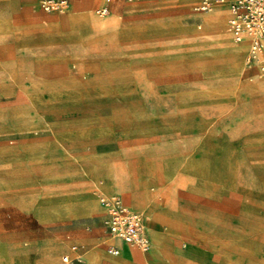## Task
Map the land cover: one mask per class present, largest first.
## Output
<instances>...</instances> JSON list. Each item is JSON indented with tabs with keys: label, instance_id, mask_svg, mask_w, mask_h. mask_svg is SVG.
<instances>
[{
	"label": "rangeland",
	"instance_id": "rangeland-1",
	"mask_svg": "<svg viewBox=\"0 0 264 264\" xmlns=\"http://www.w3.org/2000/svg\"><path fill=\"white\" fill-rule=\"evenodd\" d=\"M13 1L28 11L26 0H0V264H16L35 239L63 241L59 263L70 243L87 251L84 261L94 250L109 255L106 244L119 241L106 237L100 197L112 195L143 215L151 237L156 260L125 245L132 264H192L191 252L205 264H264V70L246 65L247 50L218 44L225 22L204 29L199 17L213 9L116 0L114 32L71 20L74 37L48 38L59 31L52 18L88 10L107 18L102 1L67 0L65 13L40 11V37L31 33L27 51L12 52ZM59 61L69 68L62 77L39 73ZM87 164L144 183L151 206L128 203L106 178H90ZM74 199L79 207L67 215ZM218 244L229 253L218 255Z\"/></svg>",
	"mask_w": 264,
	"mask_h": 264
},
{
	"label": "crops",
	"instance_id": "crops-1",
	"mask_svg": "<svg viewBox=\"0 0 264 264\" xmlns=\"http://www.w3.org/2000/svg\"><path fill=\"white\" fill-rule=\"evenodd\" d=\"M29 1L30 0H26V7H27L29 12L26 9H24V8L23 9L19 8L17 1H13L8 7H6V12H7V14L9 13V18L11 19V25H12V29H11V33L10 34L12 35V39H14V41H17V42H12V44L8 45L10 47V51H12V52H15L17 50H19V51H27V48L25 47L24 41L31 36V33H33V35H36L37 37H40V33H39V27L40 26H38V19H39L38 13L40 11H42V10L33 11L29 7V4H28ZM101 1L104 3V0H101ZM103 3H102V5H103ZM80 4L89 5L88 3H86V0H80ZM119 6H120L119 2L116 3V0H113V6H112V10H111V11H113V15H116L115 8H117ZM110 7H111V3L109 4V8ZM109 14H110V11H109ZM109 14L107 16H104V17H108ZM72 17L75 18V19L76 18L82 19L83 15L74 13L73 15H71V16L68 15V16H66V17H64L62 19H60V18H52L51 21L53 22V25L58 26L59 31L58 32H54V31L51 32L50 31V33H49V35L47 37L50 38L53 35L54 36L56 35L58 38H60V37L62 38L63 36H66L68 38H72V36L74 37V35H76V33L73 31V28H72L71 23H70L71 20H72ZM227 17H228V14H227ZM76 21H74V22H76ZM64 22H65L66 25H68L69 28H68V31L66 33L62 34L61 33L62 32L61 25ZM78 22H81V21L78 20ZM83 23H84L85 27L88 26V23H85V22H83ZM172 24H174V22H172ZM225 25H226V29L225 30H226V33H227L228 31H227L226 20H225ZM217 38H218V44L221 45V41L220 40H222V35L218 34ZM249 45H250V39L248 40V45H247L248 48H249ZM247 53H248V50H247L246 54ZM253 67H257V65H254ZM68 69L69 68H68L67 64L65 62H63V61H59L57 63H51V64H48V65L40 66L38 68V70H40L39 73L41 75H45V76L52 75V76H56V77H62L63 74ZM106 166L104 164H102V165H96V164L95 165H90V164H87V166H86V174L90 178L94 177V175L95 176H100L101 175V177L106 178L108 180V183L110 184V188L112 189V184H113L112 168L109 167L107 169ZM140 183L144 187L147 188L146 189V197L147 198L148 197H152L153 198L151 191L148 190V187L145 186L144 183H142V182H140ZM123 194H124L125 197H127L126 196L127 193H123ZM139 194H140V192L138 193V192L134 191V197L135 198ZM127 201H128V199H127ZM128 203H129V201H128ZM125 204L129 208H131L130 204L129 205L127 203H125ZM154 204L157 207H163L162 205L159 204V200L155 201ZM94 206H95L96 209L99 210V206L97 205V203H94ZM37 207H44V206L43 205H38ZM66 207H69L67 215H70V212H71V214H73L74 211H75V207H79V206L76 204V200L74 199L73 203L68 205V206H66ZM173 207H176V205L173 206ZM132 210H135V209H132ZM173 210L170 212V214L173 215L174 217H177L176 214H175L176 212H174ZM135 211H137V210H135ZM38 215L41 218H43L42 217L43 215L41 213H39ZM103 215H104V210H103ZM155 223H159V222L155 221V222H153L151 224L152 228L155 231H157V232H165V231H161V230L155 229L154 226H153ZM105 229H106V227H105ZM163 229H165V228H163ZM106 231H107V229H106ZM146 232H147L148 238L150 240V245H151L152 241H151V237H150V234H149V231H148L147 228H146ZM106 237L109 238V239H112L114 241H119L118 244H115V243L106 244L105 251L109 255H106V254L102 253L100 250H94V251L89 252L87 254L86 260L84 261L82 257L87 251L86 252L82 251L79 248V245L76 244V243H70L68 245V250L65 253L61 254L60 263L57 261V254L59 253V251L63 250V248H64L63 247V244H64L63 241L53 240V241L46 242V241H43L42 239H35L37 241H33L32 242L33 243V247H31L33 249V251L31 249L22 248V249H20V251H18L16 253V258H15L16 264H75V263H77V262H73V261L72 262H66V263L62 262V256L65 255V254L69 255L70 257H73L76 254H80L81 255V260H82V262H80V263H85V264H132V262L135 261V260H133V258L130 257L129 252H128L126 246H125V245H127L125 242L121 241L120 239H116V238L110 237L108 232H107V236ZM66 238L70 239L69 236H67ZM174 239L175 238L172 237V236L169 237V242L173 244L172 240H174ZM4 243L8 244V243H16V242L7 240ZM71 245H76L77 246V251L76 252L71 250ZM171 245H169V247ZM109 247H116L118 249V253L117 254H112V253L108 252V248ZM127 247L131 251H134V252L138 251L141 254L144 253V252H148L149 256H150V261L156 260L153 252L150 251V248H151L150 246H149V248L146 251H141V250H138V249H132L129 245H127ZM222 249L223 248L221 247V245L218 244L217 245V254L218 255H221V254L222 255H227L229 253L225 249H224V251ZM0 251H2V250H0ZM194 254L195 253L191 252L186 257L189 261L193 262L192 264H195V260H197L196 264H205V262L207 260H209V258L206 257V256H203V255L198 254V253H196V255H194ZM6 260L9 261L8 258ZM210 260L213 261L212 258ZM155 264H163V263L162 262H158V263H155Z\"/></svg>",
	"mask_w": 264,
	"mask_h": 264
},
{
	"label": "built area",
	"instance_id": "built-area-1",
	"mask_svg": "<svg viewBox=\"0 0 264 264\" xmlns=\"http://www.w3.org/2000/svg\"><path fill=\"white\" fill-rule=\"evenodd\" d=\"M111 0H104L98 9L100 15L110 11ZM29 7L33 11L65 13L68 10L67 0H30ZM222 8L228 12L226 18L227 31L235 41H240L243 35L250 38V46L245 58L247 66L257 65L264 70V0H195L192 5L194 12L205 13L213 8ZM100 202L104 208V224L110 237L120 239L132 249L146 251L150 246L143 215L129 208L118 196H101ZM76 252L77 246L71 245ZM108 252L117 254L116 247H109ZM82 262L81 255L73 257L65 254L62 262Z\"/></svg>",
	"mask_w": 264,
	"mask_h": 264
},
{
	"label": "bare ground",
	"instance_id": "bare-ground-1",
	"mask_svg": "<svg viewBox=\"0 0 264 264\" xmlns=\"http://www.w3.org/2000/svg\"><path fill=\"white\" fill-rule=\"evenodd\" d=\"M187 1H190V0H187ZM193 1H195V0H193ZM99 2H101V0H86V3H88V4L89 3L94 4V3H99ZM111 13H112L111 17H107L103 20H97V19H93L91 17V10H89V11H86L84 14H80V15H83L82 19H80V18L75 19L72 17V20H74V21L77 20L76 23L78 22V20H80L81 22H78V23L81 26H84L83 22L88 23V26L86 28L90 29L89 30L90 32L92 31V32L105 33V32H109V31L117 30L120 27L119 23L114 18L115 16L113 15V11H111ZM73 14L74 13H71V14H69V16H71ZM227 14H228V12H225V10H223L219 7H216V8H213L212 13L200 16V18L204 24V29H209V30H212L213 32H218L219 29L222 28L223 22H225V20L227 18ZM184 31H187L186 25L184 27ZM205 31H207V30H205ZM210 34H212V33L210 32ZM243 37H242L243 39H241L240 41H233V40H231L230 36H228V34H226V35L222 36V40H220V41L223 45L229 46L230 51H232L234 54H239L240 52L249 50L247 45H248V40L250 38L247 35H243ZM221 50H222V48H221ZM227 51H229V50H227ZM254 87L256 88V86H253V88ZM112 177H113L112 189L117 188L118 190H121L124 193L129 192L126 194L129 203L133 204L134 206L139 205V206H141V208H142V206L143 207L144 206H151L149 204V202L151 201L152 197H148V198L146 197V189L147 188L144 187L140 182L132 181V179H130V178H124L120 174V171H117L113 168H112ZM134 191L138 192V193L140 192V194L137 195L136 198L134 197ZM112 196H114V195H112ZM164 202H167V199H164ZM161 203H163V201ZM168 209H171V207H169ZM133 253L136 257L139 256L138 254H136V252L133 251ZM141 255L143 257V254H141Z\"/></svg>",
	"mask_w": 264,
	"mask_h": 264
}]
</instances>
